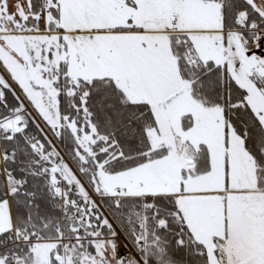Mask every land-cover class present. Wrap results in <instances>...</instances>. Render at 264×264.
I'll return each instance as SVG.
<instances>
[{"label":"snow or ice","instance_id":"1","mask_svg":"<svg viewBox=\"0 0 264 264\" xmlns=\"http://www.w3.org/2000/svg\"><path fill=\"white\" fill-rule=\"evenodd\" d=\"M0 264H264V0H0Z\"/></svg>","mask_w":264,"mask_h":264}]
</instances>
